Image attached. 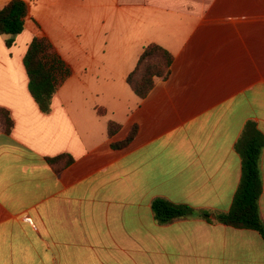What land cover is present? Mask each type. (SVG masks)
Wrapping results in <instances>:
<instances>
[{
  "label": "crops",
  "instance_id": "obj_1",
  "mask_svg": "<svg viewBox=\"0 0 264 264\" xmlns=\"http://www.w3.org/2000/svg\"><path fill=\"white\" fill-rule=\"evenodd\" d=\"M22 1V32L10 47L0 36V108L13 122L0 123V264H264L256 231L216 221L240 182L245 126L264 138V0ZM33 38L70 70L49 113L28 90ZM149 44L172 63L140 99L126 78ZM259 170L264 224V146ZM156 199L212 222L158 223Z\"/></svg>",
  "mask_w": 264,
  "mask_h": 264
},
{
  "label": "trees",
  "instance_id": "obj_2",
  "mask_svg": "<svg viewBox=\"0 0 264 264\" xmlns=\"http://www.w3.org/2000/svg\"><path fill=\"white\" fill-rule=\"evenodd\" d=\"M27 4L22 0H10L0 7V36H5V45L10 47L15 37L23 30ZM172 56L162 47L149 44L142 49L133 70L128 74L126 82L131 91L140 99L145 98L154 85L155 78L166 79L169 74ZM24 68L28 76V90L43 113L50 112L53 95L70 75L68 66L61 60L52 44L45 38H33L23 58ZM104 114V111L98 110ZM0 123L3 131L9 133L13 122L8 111L0 108ZM118 129L117 123L108 122V134ZM132 128L125 145L134 136ZM264 146V138L252 123H248L235 144V150L241 158V178L235 191L229 210L216 216V221L236 229L256 231L264 240V224L258 213V199L262 190L259 170L260 153ZM47 158L52 164L62 158ZM67 162H71L68 158ZM158 223H168L175 218L198 216L206 222H212L210 215L197 212L188 205L174 204L163 199H156L151 205Z\"/></svg>",
  "mask_w": 264,
  "mask_h": 264
},
{
  "label": "water",
  "instance_id": "obj_3",
  "mask_svg": "<svg viewBox=\"0 0 264 264\" xmlns=\"http://www.w3.org/2000/svg\"><path fill=\"white\" fill-rule=\"evenodd\" d=\"M212 218H214V216H211Z\"/></svg>",
  "mask_w": 264,
  "mask_h": 264
}]
</instances>
